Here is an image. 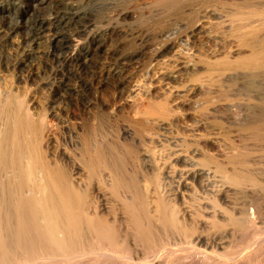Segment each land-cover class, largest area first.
<instances>
[{
    "label": "bare ground",
    "instance_id": "1",
    "mask_svg": "<svg viewBox=\"0 0 264 264\" xmlns=\"http://www.w3.org/2000/svg\"><path fill=\"white\" fill-rule=\"evenodd\" d=\"M29 1L33 2L28 4L29 8L13 3L23 11V20L5 15V7L0 3V16L9 19L6 23L9 35L25 28L32 34V41L45 37L49 47L41 55L61 63L62 70L52 69L53 80L40 84L49 85L54 93L70 99H81L85 108L93 105L91 99L85 98L86 93L100 90L109 77L124 73L122 61L141 54L140 50L126 51L128 54L121 51L127 40L135 39V26L126 29L118 25L121 20L134 17L133 8L129 7L134 0ZM126 1L127 8L122 6L114 14L102 13L99 17L101 10L112 7L115 10ZM140 1L144 0L135 3L138 5ZM246 4V18H242L246 20L234 31L236 44L224 56L229 65L225 79L228 89L219 87L226 90L221 89L222 93L217 89L215 93L220 95L217 101L212 99L216 103L200 109L201 118L195 127L184 126V132L192 133H187L188 137L185 133L182 146L172 150L173 153L157 154L155 147L151 155L130 158L131 164L126 158L106 156L101 151L81 158L64 152L46 154L44 150L54 142L55 132L52 133L54 130L51 131L44 117L37 126L31 105L24 106L20 101L17 110L28 128L20 120L17 124L16 116L12 125H22L17 132L26 127L27 134L28 129L30 135L34 133L36 145L33 148L28 141L33 149L30 152L26 140L22 143L21 134L18 136L14 131L16 126L13 131L19 139L17 149L11 142L12 146L7 148L6 137L5 142L0 140V264L10 255L18 260L14 259L17 264H131L133 249L145 250L142 255L146 262L140 260L136 264H264V6L256 5L254 0ZM45 8H50L51 13L43 14ZM2 29L3 37L6 31ZM115 37L118 40L114 41ZM175 43L167 41L166 46L172 48ZM163 48L157 49L156 57ZM23 52L25 59L19 61L18 67H29L28 79L40 77L42 73L35 67L38 56L30 47ZM176 77L178 74L171 71L167 74L169 79ZM71 78L77 80L76 87L69 82ZM163 103H142L136 107V114L144 119L159 118L157 122L160 120L159 125L164 129L167 123L164 120L174 114V109ZM1 124L8 128L6 120ZM3 131L0 134L7 136L8 132L3 134ZM40 143L48 144L43 150ZM141 167L146 173L138 170ZM135 172L142 174L138 182L133 180ZM101 175V183L112 187L113 192L126 189L125 193L122 191V200L129 221L124 219L117 224L116 220L110 222L102 215L100 203L111 194L107 195L101 183L95 181ZM125 176L136 181L138 187L141 182L148 187L145 181L150 178L153 190L147 195L148 191L144 194L136 193L135 188L127 189L126 181L122 183L128 178ZM122 184L124 188H120ZM175 234L188 243L183 254L176 253L175 247L172 249Z\"/></svg>",
    "mask_w": 264,
    "mask_h": 264
},
{
    "label": "rangeland",
    "instance_id": "2",
    "mask_svg": "<svg viewBox=\"0 0 264 264\" xmlns=\"http://www.w3.org/2000/svg\"><path fill=\"white\" fill-rule=\"evenodd\" d=\"M138 1L139 0H134L132 2L133 5L131 3V6L129 5L131 10L133 8V10L136 11L134 12L132 10L135 19L133 17L130 20H123L124 22L121 20V23H118V25L120 24V27H126V29H132L130 26H135L136 28L133 27V30L137 29V32L134 31L135 39L133 38L125 42L127 44L126 47H123L124 49H121V51H124L122 53H131L134 52V50L139 52L140 50L139 53L141 54L137 58L124 60L125 62L122 61L121 68L124 67L122 68L124 73L122 72L119 76L109 77L107 82H105V86L102 87L104 89L101 88V91H96L94 89V91L92 90L93 92L90 91L86 93L85 98L87 99L88 97V99H91L93 105L89 108H85L81 99H70L63 94L54 93L49 85L40 84L42 81H48V79L53 80L54 75L51 73L53 70L57 69L56 67L62 70L61 63L54 62L41 55L49 47L45 37L36 39V42L32 41V34H29V31L25 30V28L10 32L11 34L9 35V31L6 28L7 16L13 15L15 20H23V11L19 10L18 7L15 8L13 3L23 4L26 8H29L28 4L33 2L29 0H0V3L5 7L4 14L7 15L6 19L0 16V30L3 28L2 30H4V32L6 31L3 37L0 36V99L4 98L1 99L2 103L0 102L2 105H0V122L2 123V121L6 120V124L8 125L7 128L0 123L2 126H0V130L5 131H3V134L8 132V137L6 134L2 136V132H0V140L2 141L6 137L5 141L8 142L7 148L13 145L15 149H17L20 146L17 142V140H19L17 139L18 137H14V131L18 133V136L19 133L21 134L19 138L21 137L20 140H23L22 143L26 140L25 143H27V148H30L29 145L31 146L29 142H32L31 147L34 146L33 148H35L36 145L33 143L35 134L31 132L34 136L30 135L29 129V134H27V124L23 123V120H21L23 116L21 117L22 114H20V112L18 113L17 109L19 108L18 105L21 103L20 101L24 102H22L24 106L31 105L30 112L33 118L36 119L34 120L35 124H37V122L39 124L40 118L44 117L45 123L47 122L46 124L51 127V131L54 130L52 133L55 132L54 135L56 138L54 135L52 136L54 142L51 141L52 143L49 144L50 146L46 145L48 143L44 144L46 142H44V140V143H40V145L42 144V146H44L42 147L43 150L46 146L50 148V150H48L49 148H45L46 150H44V152L46 154L55 155L64 152L67 154L70 153L73 157L81 158L88 155L94 156L97 152L99 153L101 151L100 153L106 156H120L128 159L129 162V159L131 158V160H133L135 156L138 158L143 156V154H153L154 152L152 153V151L155 150V147L157 154L168 155L170 151L173 153L174 149L176 150L182 146V139L185 138V133L186 137L192 133H189V131L184 132V126L188 128L195 127L194 125H197L201 118L200 109L205 110L208 106H214L220 93L226 91L222 88L228 89L225 79L229 75V65H227L224 56L227 57V54L229 55L230 52L229 50L234 48L236 44L234 31L244 24L246 20L245 10L249 3L246 4L248 0H146L145 3H143L145 0H142L143 2L140 1L141 3L139 2L137 5ZM254 3L258 6H264V0H254ZM122 4L123 3H121L120 6H114L115 10L113 7V9L101 10V13L99 12L100 15L98 14L99 17L103 16L102 13H116V8L122 9L123 7H128L127 1L124 4L125 6L127 5L126 7ZM134 5L136 7L135 9ZM106 10H108V12ZM240 10L245 12L243 13V11L241 12ZM237 11L241 13L239 14ZM42 13L50 14L51 10L50 8H45L42 10ZM238 16L239 20L237 19ZM243 16L245 17L244 19H242ZM126 24H128V26ZM137 27H139V29ZM175 27L176 29H173ZM141 30L143 35L141 34ZM144 35L146 37H144ZM143 37L144 39H142ZM169 39L173 40L171 41ZM116 40H118V37H115L114 41ZM167 41H169V43L176 42V45L169 48L166 46ZM29 47L35 55L38 56L35 59V67L42 73L40 77H34L32 79H28L27 76L30 71L29 67H18L19 61L25 59V53L23 51L26 48L29 49ZM160 47L164 49V53L162 52L156 57L155 52L157 49H161ZM97 59L98 58H96V60ZM220 59H223L222 61L224 63ZM46 63L47 65H45ZM209 70H211L212 74ZM170 71L172 74H176V76L178 74V77L171 78L172 80L167 78V74H169ZM62 72L64 73L65 71ZM162 74L163 77H160ZM23 76H25L24 79ZM87 78H89V76ZM75 80V78H71L69 82L76 87L78 82ZM74 83H77V85ZM193 87L194 89H192ZM219 87H222L221 89L223 91L219 89ZM191 89L194 91H191ZM217 91L220 93L216 94L215 92ZM148 101L157 102V104L158 102H164L166 104L168 103L167 107H173L174 114L164 120L167 122H165L166 126L164 129L163 127L161 129L159 125L160 120L157 122L159 118L144 119L141 115L136 114V107ZM5 102H9V104L7 103L6 106L4 105ZM114 104H116V106H114ZM117 105H120L119 109L112 110V107H117ZM15 116L18 118L16 123H20V120L22 122L21 124L27 127H25L26 129L22 128L20 132L16 131L19 130L22 125H20L21 127L15 125L16 128H14L15 126L12 124ZM157 123L158 125H155ZM38 124L37 126H39ZM75 128H77L76 133L73 132ZM23 130L25 134H22ZM125 130H127V134L124 133ZM12 136L16 139L14 140ZM176 144L177 146H175ZM22 150L24 151V149ZM29 150L31 152L33 149L30 148ZM26 151V154L29 153L27 149ZM129 163L131 164V161ZM141 168L138 170L144 172L143 168V171H141ZM137 172L135 173L138 174ZM140 172V175L138 174L139 176L136 174H134V176L132 175L133 180H137V182L141 180L142 174ZM125 177L128 178L127 180L124 178L122 183H126L124 187L127 189L130 188L134 190L135 188L137 190H135L136 193L141 191L144 192V194L148 191L146 193L147 195L149 191L151 192V190H153L154 186L151 184L150 178H146L145 181L148 187H144L143 182H141L138 187L136 181L130 180L132 178H129V176ZM102 179L101 175V177L98 176L95 181L101 183ZM132 182H135V184ZM123 184L120 188H124ZM101 185L103 186V191L106 192L107 195L111 194L105 201L100 203L101 206H103L100 207V210L103 212H101L102 215L110 222H115L114 220H116L117 224L121 221H129L126 204L123 201L124 199L122 200L124 197L123 193H125L126 189L120 190L118 188L115 189L114 193V189L109 185L107 186L104 183H101ZM116 190H120V192ZM32 194L35 193L32 192ZM34 196H36V194ZM191 203L194 202L191 200ZM192 206L194 207L195 203ZM258 224L260 226L263 225L262 221H259ZM130 226L131 225H129V228ZM132 228L129 230L133 231ZM172 240V249L175 247L174 251L176 253L183 254V250L188 249V243L182 241L183 239H180L179 235H173ZM180 243L184 248H182ZM142 254L145 255V250L133 249V253L131 254L132 258L130 259L131 264L132 261L133 264L140 262V260L146 262ZM185 258L189 260V257L185 256ZM14 259L16 260L13 255H10L8 260H4L5 262H3V264H8L9 262H11L9 264H12V262L14 264ZM258 264H260V262H258Z\"/></svg>",
    "mask_w": 264,
    "mask_h": 264
}]
</instances>
